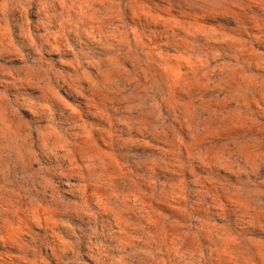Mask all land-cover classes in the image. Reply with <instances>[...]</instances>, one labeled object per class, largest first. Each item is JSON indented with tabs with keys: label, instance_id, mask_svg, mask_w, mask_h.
<instances>
[{
	"label": "rangeland",
	"instance_id": "rangeland-1",
	"mask_svg": "<svg viewBox=\"0 0 264 264\" xmlns=\"http://www.w3.org/2000/svg\"><path fill=\"white\" fill-rule=\"evenodd\" d=\"M0 264H264V0H0Z\"/></svg>",
	"mask_w": 264,
	"mask_h": 264
}]
</instances>
